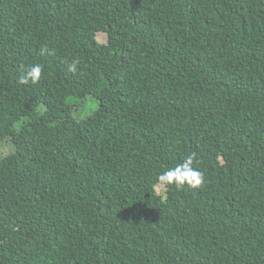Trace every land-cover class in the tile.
<instances>
[{
    "label": "trees",
    "instance_id": "obj_1",
    "mask_svg": "<svg viewBox=\"0 0 264 264\" xmlns=\"http://www.w3.org/2000/svg\"><path fill=\"white\" fill-rule=\"evenodd\" d=\"M3 139L0 264H264V0H0Z\"/></svg>",
    "mask_w": 264,
    "mask_h": 264
},
{
    "label": "clouds",
    "instance_id": "obj_2",
    "mask_svg": "<svg viewBox=\"0 0 264 264\" xmlns=\"http://www.w3.org/2000/svg\"><path fill=\"white\" fill-rule=\"evenodd\" d=\"M79 61L74 60L70 65V69L75 72ZM41 67L37 64L32 66L26 74L21 77V84L36 83L41 75ZM158 181L164 185H175L182 187L185 184L191 187H199L205 182L204 173L193 167V160L191 157L186 159L182 164L173 168H169L158 176Z\"/></svg>",
    "mask_w": 264,
    "mask_h": 264
},
{
    "label": "rangeland",
    "instance_id": "obj_3",
    "mask_svg": "<svg viewBox=\"0 0 264 264\" xmlns=\"http://www.w3.org/2000/svg\"><path fill=\"white\" fill-rule=\"evenodd\" d=\"M13 145L9 140L3 139L0 140V157L2 155L8 154L13 151ZM128 163H126L123 167V171H127L128 169ZM101 202L97 205V222H98V236H103V224H104V217L102 213V206Z\"/></svg>",
    "mask_w": 264,
    "mask_h": 264
}]
</instances>
